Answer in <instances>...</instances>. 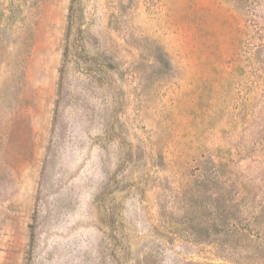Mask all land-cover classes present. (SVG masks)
I'll use <instances>...</instances> for the list:
<instances>
[{
  "label": "rangeland",
  "instance_id": "obj_1",
  "mask_svg": "<svg viewBox=\"0 0 264 264\" xmlns=\"http://www.w3.org/2000/svg\"><path fill=\"white\" fill-rule=\"evenodd\" d=\"M0 264H264V0H0Z\"/></svg>",
  "mask_w": 264,
  "mask_h": 264
},
{
  "label": "trees",
  "instance_id": "obj_2",
  "mask_svg": "<svg viewBox=\"0 0 264 264\" xmlns=\"http://www.w3.org/2000/svg\"><path fill=\"white\" fill-rule=\"evenodd\" d=\"M240 2V0H233V3L237 4Z\"/></svg>",
  "mask_w": 264,
  "mask_h": 264
}]
</instances>
